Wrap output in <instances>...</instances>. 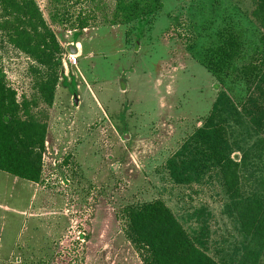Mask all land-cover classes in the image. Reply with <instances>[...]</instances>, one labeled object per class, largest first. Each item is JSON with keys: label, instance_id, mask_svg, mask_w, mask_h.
<instances>
[{"label": "rangeland", "instance_id": "rangeland-1", "mask_svg": "<svg viewBox=\"0 0 264 264\" xmlns=\"http://www.w3.org/2000/svg\"><path fill=\"white\" fill-rule=\"evenodd\" d=\"M34 1L61 66L47 106L48 71L0 47L21 118L47 126L37 202L14 224L0 219V264H142L125 235V211L153 201L208 257L235 264L247 240L219 170L176 184L166 164L225 90L206 66L217 62L214 52L238 53L225 65L240 71L264 59L255 0ZM240 77L225 78L235 102L244 99Z\"/></svg>", "mask_w": 264, "mask_h": 264}, {"label": "trees", "instance_id": "trees-1", "mask_svg": "<svg viewBox=\"0 0 264 264\" xmlns=\"http://www.w3.org/2000/svg\"><path fill=\"white\" fill-rule=\"evenodd\" d=\"M254 15L264 39V0H255ZM59 16L57 22H64V13ZM4 46L48 71L41 92L50 106L61 49L34 0H0V47ZM214 53L217 62L213 66L206 61V66L217 74V87L225 90L218 93L203 126L167 162V171L176 184H188L200 181L212 168L219 170L231 201L229 210L247 240L235 264H258L264 250V178L260 176L264 172V59L240 71L225 65L238 53L232 49ZM238 74L245 91L242 102L231 99L227 93L233 88L225 81ZM46 129L45 121L21 118L16 94L0 68V171L38 183ZM125 218L126 238L142 264H218L193 243L160 201L127 209Z\"/></svg>", "mask_w": 264, "mask_h": 264}, {"label": "crops", "instance_id": "crops-1", "mask_svg": "<svg viewBox=\"0 0 264 264\" xmlns=\"http://www.w3.org/2000/svg\"><path fill=\"white\" fill-rule=\"evenodd\" d=\"M37 185V183L25 181L0 171V219L9 217V220H13V222L11 221L13 224L20 221L22 218L20 214L24 208H28L30 204L29 208H31L37 202L39 193ZM24 195L25 198H23ZM17 228L19 229V226ZM0 246H3L1 240Z\"/></svg>", "mask_w": 264, "mask_h": 264}, {"label": "water", "instance_id": "water-1", "mask_svg": "<svg viewBox=\"0 0 264 264\" xmlns=\"http://www.w3.org/2000/svg\"><path fill=\"white\" fill-rule=\"evenodd\" d=\"M69 53H70V54H76V53H77L76 48H74V47H69Z\"/></svg>", "mask_w": 264, "mask_h": 264}, {"label": "built area", "instance_id": "built-area-1", "mask_svg": "<svg viewBox=\"0 0 264 264\" xmlns=\"http://www.w3.org/2000/svg\"><path fill=\"white\" fill-rule=\"evenodd\" d=\"M71 57H72V56H71ZM72 62H73V64H74V65L76 64V62H75V61H73V60H72Z\"/></svg>", "mask_w": 264, "mask_h": 264}]
</instances>
